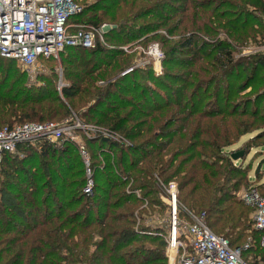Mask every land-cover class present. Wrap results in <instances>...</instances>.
Wrapping results in <instances>:
<instances>
[{
	"label": "trees",
	"instance_id": "trees-1",
	"mask_svg": "<svg viewBox=\"0 0 264 264\" xmlns=\"http://www.w3.org/2000/svg\"><path fill=\"white\" fill-rule=\"evenodd\" d=\"M73 2L81 12L68 24L113 26L104 45L60 54V92L54 71L29 86L17 63L0 57V128L75 114L122 140L84 138L88 166L72 142L18 145L4 156L0 264H168L146 216L165 208L158 183L173 182L181 207L205 214L231 248L249 245L247 260L246 233L257 242L259 234L253 209L235 198L246 169L225 149L264 130V53L236 60L231 42L264 44V0ZM154 39L159 76L151 61L135 67ZM249 88L254 95H242Z\"/></svg>",
	"mask_w": 264,
	"mask_h": 264
},
{
	"label": "built area",
	"instance_id": "built-area-1",
	"mask_svg": "<svg viewBox=\"0 0 264 264\" xmlns=\"http://www.w3.org/2000/svg\"><path fill=\"white\" fill-rule=\"evenodd\" d=\"M80 12L81 7L73 0H0V57L14 60L31 73L39 67L40 60H59L66 48L90 50L97 42L104 45V35L113 26L83 28L68 24L69 17ZM257 50L264 53V44ZM145 53L154 66L161 63L163 55L157 44L150 45ZM143 65L136 63L135 67ZM98 136L117 142L122 140L106 130L82 124L75 114L60 122L3 127L0 128V166L6 154L17 153L18 145L38 149L45 144L59 146L64 142L74 143L88 166L84 138ZM87 175L91 176L88 169ZM159 186L166 207L165 218L162 223L155 218L148 219L146 225L153 231L149 234L163 238L168 264H264V256L253 261L243 259L241 252L249 245L231 248L227 240L210 230L205 214H195L181 207L174 182ZM91 189L89 180L84 193ZM240 198L253 209L252 229L259 234L258 248L264 251V187L260 192L256 189L245 192Z\"/></svg>",
	"mask_w": 264,
	"mask_h": 264
},
{
	"label": "rangeland",
	"instance_id": "rangeland-1",
	"mask_svg": "<svg viewBox=\"0 0 264 264\" xmlns=\"http://www.w3.org/2000/svg\"><path fill=\"white\" fill-rule=\"evenodd\" d=\"M92 1H94V0H88V2H92ZM263 24H264V19H263ZM104 25H108L109 26V24H104ZM259 40L260 39L257 38L256 41L255 40L254 41H250L249 40L246 43H238L236 41L231 42L230 40H228V42H231V45L234 48V51H235L234 57H235V59L239 60L241 58H248V57H253L255 55L263 54V53H261L260 51L257 50L258 47L261 46V44H259V42H260ZM152 41H154V43H152V44H157V46L159 47V44L155 43V41H157L156 39H154ZM152 44H150V45H152ZM134 47H136V46H134ZM137 49L140 50L139 48H137ZM159 49H160V47H159ZM160 51L162 53L161 49H160ZM162 55H163V53H162ZM162 60H163V56H162ZM162 60H161V63L155 64V66H154V63H152L153 68L157 69V71H158L157 73L154 72V74L157 75V76L161 75L162 72H163ZM136 63H141V64H144L143 66H145V65H147V64H149L151 62H150V60L148 58H138L136 60ZM143 66H141V67H143ZM17 69L20 71V73L24 74V76H25V84L26 85H29V86H32V85H36L37 86V85H39L40 86V85H42V83L38 80L39 77H41V76H44V77L51 76L52 71H54L56 73V75H57L56 85H57V89L59 90V92H60V89L63 86V84H62L63 83L62 82V70L63 69H62V66H61L60 59L56 60V61H40L39 62V67L36 68V70L31 72V73H28V72L24 71L18 64H17ZM258 87L261 88L260 85ZM255 90H256V88H253V89L249 88L242 95H244V96L251 95L252 96V95H254L252 93ZM260 92L261 91L258 90L257 94L260 93ZM262 107H263L262 108V110H263L264 109V104H262ZM66 119L67 118H65V119H63L61 121H64ZM57 122H60V121H57ZM13 125H16V124H13ZM91 126H93V125H91ZM259 135H260V138L257 139L256 141H254V138L256 136H259ZM250 145H251V147L252 146L253 147L249 148ZM238 150L246 151L245 152L246 155H244V153H243L242 158H240L239 160H235L233 162H234V165H236L238 167H242L243 169H246V177L243 179L242 184L240 185V187L237 190V193H236V196H235L236 200H240L241 199L240 198L241 194H243L245 192H249L252 189H256L258 192L263 190V187H264V130H262V129L255 130V132H253L251 134L242 136L236 144H234L231 147H228V148L225 149V151L232 152V153L233 152H237ZM238 179L239 178H236L235 180H238ZM92 184H93V182H92ZM159 185H160V183H159ZM159 185H158L159 188L157 190V197L159 198L161 203L164 205V202H162V200H161L162 199V197H161L162 189L160 188ZM162 185H164V184H162ZM240 201H242V200H240ZM165 214H166V207L162 209L161 213H158V209H157V214L154 213V214H149V216L147 215L146 216V220L151 219V218H155L157 220H160L161 223H162L163 222L162 219L165 218ZM252 216H253V212L249 215V218H248V221L251 222V224H252ZM214 232L216 234H218L216 231H214ZM219 235H221V234H219ZM246 236H249L248 238L251 237V243H252L253 246H252V251L246 253L244 255V257H246L247 260L251 259L252 261L256 257H263L264 256V251H262V250H260L258 248L257 237L254 235V233L253 232H247ZM252 239H253V241H252Z\"/></svg>",
	"mask_w": 264,
	"mask_h": 264
},
{
	"label": "water",
	"instance_id": "water-1",
	"mask_svg": "<svg viewBox=\"0 0 264 264\" xmlns=\"http://www.w3.org/2000/svg\"><path fill=\"white\" fill-rule=\"evenodd\" d=\"M242 156H243V152H242V151L235 152V153H233V154L231 155V159H232L233 161H235V160H239L240 158H242Z\"/></svg>",
	"mask_w": 264,
	"mask_h": 264
}]
</instances>
